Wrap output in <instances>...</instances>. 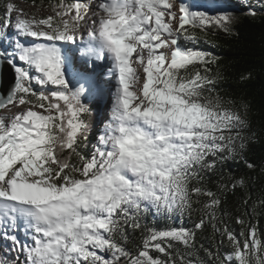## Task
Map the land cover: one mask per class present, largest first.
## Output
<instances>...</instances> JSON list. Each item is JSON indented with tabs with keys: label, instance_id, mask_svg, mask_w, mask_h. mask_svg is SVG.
<instances>
[{
	"label": "snow or ice",
	"instance_id": "snow-or-ice-1",
	"mask_svg": "<svg viewBox=\"0 0 264 264\" xmlns=\"http://www.w3.org/2000/svg\"><path fill=\"white\" fill-rule=\"evenodd\" d=\"M233 18L227 0H59L47 15L6 4L0 69L13 80L0 96V264H264V233L243 216V241L219 227L228 184L209 187L229 160L256 168L245 155L248 105L220 94L218 58L196 47L197 31L228 32ZM97 62L107 73L96 76ZM105 95L110 111L93 133L87 116ZM196 211L192 229L146 223ZM206 221L231 253L197 248Z\"/></svg>",
	"mask_w": 264,
	"mask_h": 264
},
{
	"label": "trees",
	"instance_id": "trees-1",
	"mask_svg": "<svg viewBox=\"0 0 264 264\" xmlns=\"http://www.w3.org/2000/svg\"><path fill=\"white\" fill-rule=\"evenodd\" d=\"M22 1L40 6L43 3L54 4L59 0ZM207 1L209 0H190V3L203 6L207 5ZM10 2L11 0H0V16L4 14L5 6ZM248 2L247 0L240 3L228 2L234 12L230 30L225 32L212 28L207 35L197 31L200 40L196 45L197 48L218 58L213 67L218 66L221 73V79L217 84L220 94L235 100L237 105L247 104L249 109V127L245 130V135L250 139L247 140L245 155L248 162L255 164L256 168L248 169L243 161L229 160L223 167V179L217 174L209 183V187L214 192L218 191L221 184H228L227 191L220 189L218 192L222 199V204L217 211L218 226L221 228L227 226L241 241L244 238L240 235L241 225L236 223L238 216H243L246 222L250 220L252 224L257 225L258 235L264 233V205L259 204L261 197L264 196V171H262L264 169V11L258 10V1H251V3L254 2L251 7L257 9V14L251 15L244 10L248 8ZM199 10L204 9L201 7ZM87 120L92 126V132L95 133L99 128L94 126L97 121L95 106L93 112L87 116ZM240 177L245 178V186L232 189L230 178ZM245 200H247L246 204ZM245 213L248 215H244ZM200 216V211L193 212L191 217L174 216L171 219H153L149 216L146 218V223L149 227L159 229L181 227L192 229ZM141 240L140 231L129 232V240L125 246L135 252ZM201 244L205 248L211 247L213 251L218 249L221 256H226L232 251L229 241L224 238L221 243L220 234L214 232L212 225L207 221L204 229L197 232V248ZM104 255L106 258L109 256L106 253ZM152 255L160 254L153 251ZM199 255L201 258H206L203 249H200Z\"/></svg>",
	"mask_w": 264,
	"mask_h": 264
},
{
	"label": "rangeland",
	"instance_id": "rangeland-1",
	"mask_svg": "<svg viewBox=\"0 0 264 264\" xmlns=\"http://www.w3.org/2000/svg\"><path fill=\"white\" fill-rule=\"evenodd\" d=\"M241 1H243V0H227V2H232V3H240ZM247 1H249L248 2L249 4H247V7H248L249 5L252 6L253 3L255 1L257 2L258 0H247ZM251 1H254V2L251 3ZM58 2L59 1H56V2H54V4L43 3L40 6L35 5V7H34L33 4L27 3V2L22 1V0H11L10 3L16 4L19 8L23 9L24 12L27 13V14L36 13L38 15H47V14H49L51 12V6L55 5ZM13 15L15 16V13H13ZM37 87H39V85H37ZM97 106H95L96 111H97V121L94 124V126H99L100 127V125H99V116L107 115L108 112L110 111V109L108 108L109 111H107L108 109L101 110L102 105H100V108H99V104ZM98 109L101 110V112ZM1 110L2 109H0V113H1Z\"/></svg>",
	"mask_w": 264,
	"mask_h": 264
},
{
	"label": "bare ground",
	"instance_id": "bare-ground-1",
	"mask_svg": "<svg viewBox=\"0 0 264 264\" xmlns=\"http://www.w3.org/2000/svg\"><path fill=\"white\" fill-rule=\"evenodd\" d=\"M97 64H98V67L96 69V76H100L101 73H107V68H108L107 64H100L99 62H97ZM75 65H76V67H80L81 66L79 53L76 54ZM111 84L114 85L115 81L113 80L111 82ZM104 86H105L106 89L109 87L108 84H105ZM112 91L113 92L115 91L114 87L112 88ZM110 100H111V96L110 95H105L103 100L100 101V103H99V108H100V105H102L101 110H106L108 108L110 109V107H111ZM109 109L107 111H109ZM101 110H99V111L101 112ZM5 112H6V110L2 109L0 115L5 114Z\"/></svg>",
	"mask_w": 264,
	"mask_h": 264
},
{
	"label": "water",
	"instance_id": "water-1",
	"mask_svg": "<svg viewBox=\"0 0 264 264\" xmlns=\"http://www.w3.org/2000/svg\"><path fill=\"white\" fill-rule=\"evenodd\" d=\"M13 80V74L5 69H0V96L6 94Z\"/></svg>",
	"mask_w": 264,
	"mask_h": 264
}]
</instances>
